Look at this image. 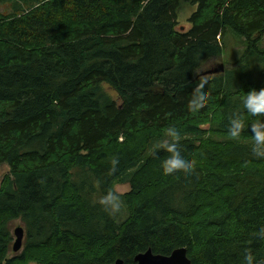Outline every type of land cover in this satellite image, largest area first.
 Wrapping results in <instances>:
<instances>
[{"label":"trees","instance_id":"obj_1","mask_svg":"<svg viewBox=\"0 0 264 264\" xmlns=\"http://www.w3.org/2000/svg\"><path fill=\"white\" fill-rule=\"evenodd\" d=\"M9 1L14 10L0 11V163L9 166L0 264H135L147 249L179 247L192 264H245L247 253L264 264V158L251 151V125L264 115L242 105L264 89V0H187L197 5L190 28L178 23L182 0L0 3ZM228 30L246 41L240 65L207 74ZM205 81L207 100L191 111ZM234 113L246 125L238 138ZM170 127L194 171L164 172ZM117 183L130 188L111 216L98 201ZM17 219L25 237L15 252Z\"/></svg>","mask_w":264,"mask_h":264},{"label":"clouds","instance_id":"obj_2","mask_svg":"<svg viewBox=\"0 0 264 264\" xmlns=\"http://www.w3.org/2000/svg\"><path fill=\"white\" fill-rule=\"evenodd\" d=\"M206 81L198 84L192 100L189 102L191 111H197L202 107L207 100V92L204 91ZM243 108L253 116L264 115V89L252 90L242 100ZM246 125L239 113H234L229 121V134L232 138H238L245 130ZM251 131L254 134L252 138L251 151L257 158H264V121L259 119L251 125ZM167 136L171 137V142L165 140L159 147L167 153H170L162 162V167L165 173L171 174L174 171L186 169L189 172L194 171L196 162L183 155L178 148L180 133L175 128L167 130ZM115 164L116 162L113 161ZM98 203L111 216H116L122 210V202L120 196L115 192H108L103 195ZM264 234V230H261ZM245 264H256V259L251 253L244 256Z\"/></svg>","mask_w":264,"mask_h":264},{"label":"rangeland","instance_id":"obj_3","mask_svg":"<svg viewBox=\"0 0 264 264\" xmlns=\"http://www.w3.org/2000/svg\"><path fill=\"white\" fill-rule=\"evenodd\" d=\"M16 1L19 2V5H21L22 8H28V6L30 4L35 2V0H24V1L23 0H16ZM11 4H12V1L6 2L4 4L0 3V11L7 12V11L14 10V6ZM195 9H197L196 4H194L190 1H187V0H182V7L180 8V10L178 12V21H179L178 23H179L180 27H182V28H190L191 27L190 17L196 11ZM224 43H225V46H224L223 58H221L222 60L215 62L214 64H211L210 66L205 67L203 69V71L218 68L220 63L225 64L226 70H228V69L234 70L240 65V63H239V61L241 59L240 57H242L243 53L245 52V50L247 48L245 46L246 41L244 40V38L239 37L237 34H234V32L232 30H228V33H226ZM260 45L262 47H264V37H263V40H262ZM259 68H261V67L258 65H252L250 71L253 73V75L257 76L259 74V70H258ZM8 167L9 166L6 163H0V184H1L4 176L9 172ZM129 188H130V185L127 183H125V184L117 183L114 186V188H112V189L116 193L122 194L124 192L129 191ZM122 213H123V211H122ZM18 225L24 226L20 219H17L11 223V230L10 231L13 233V237H14L13 243L16 239V236H15L13 230Z\"/></svg>","mask_w":264,"mask_h":264},{"label":"water","instance_id":"obj_4","mask_svg":"<svg viewBox=\"0 0 264 264\" xmlns=\"http://www.w3.org/2000/svg\"><path fill=\"white\" fill-rule=\"evenodd\" d=\"M224 70V65H220L218 69L205 71L207 74L217 73ZM16 239L13 243V250L18 252L22 249L23 241L25 237L24 227L16 226L13 230ZM113 264H125L122 259H117ZM134 264V263H133ZM135 264H192V260L189 258L186 247L175 248L169 255L155 254L150 249L145 252L139 253L135 257Z\"/></svg>","mask_w":264,"mask_h":264},{"label":"bare ground","instance_id":"obj_5","mask_svg":"<svg viewBox=\"0 0 264 264\" xmlns=\"http://www.w3.org/2000/svg\"><path fill=\"white\" fill-rule=\"evenodd\" d=\"M220 65H224V70H223V71H225V70H226V69H225V68H226V67H225V64H224V63H220V64H219V67H220ZM219 67H218V68H219ZM218 68H214V69H211V70H214V71H215V69H218ZM223 71H219V72H217V73L214 72V73H210V74H218V73H222Z\"/></svg>","mask_w":264,"mask_h":264}]
</instances>
